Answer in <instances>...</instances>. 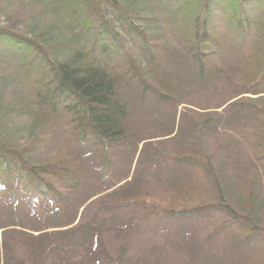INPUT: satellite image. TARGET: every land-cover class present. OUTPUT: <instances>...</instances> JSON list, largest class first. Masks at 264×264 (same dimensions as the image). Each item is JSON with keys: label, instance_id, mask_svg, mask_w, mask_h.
Wrapping results in <instances>:
<instances>
[{"label": "trees", "instance_id": "1", "mask_svg": "<svg viewBox=\"0 0 264 264\" xmlns=\"http://www.w3.org/2000/svg\"><path fill=\"white\" fill-rule=\"evenodd\" d=\"M29 1L0 26V264H264V0Z\"/></svg>", "mask_w": 264, "mask_h": 264}, {"label": "rangeland", "instance_id": "2", "mask_svg": "<svg viewBox=\"0 0 264 264\" xmlns=\"http://www.w3.org/2000/svg\"><path fill=\"white\" fill-rule=\"evenodd\" d=\"M34 7H35V5L32 3V1H29V0H0V26H5L7 28H14V29H16L17 31H20V32H23V31L27 30V29H25V27H28L29 29L30 28H34L35 25H38L37 22H32V24H29L28 26H25V25H23L24 22L22 21V17L28 16L30 14V12L34 9ZM20 21H22L23 24H21ZM184 106H188V108H186ZM184 108H186V109H190L191 108L192 112H194V111L195 112H206V110L200 109V108L195 107V106H193L191 104H189V105L188 104H183V105L179 106L178 114H180V112ZM147 131H148L147 133L149 135H152V134L156 133V129H153L152 126L149 127ZM165 132H166V130H164V128L159 129L158 135H161V136L158 137V138L153 139V141L157 140L155 143H157L158 147L162 145L161 142L164 141V139L166 138V137L162 136V135L166 134ZM144 142L145 141H143L142 143L139 144V150L143 146ZM139 150H138V153H139ZM138 153H137V155L135 157L134 163H133L132 168H131V172H130L131 175H132L133 170H134L133 167L138 161ZM113 168L116 170V164H114ZM153 183H160V182H159V180H151V182H150V187L152 188V193H157V188L155 187V185ZM105 193L106 192L101 193V194H99V196H101V195H103ZM95 198L96 197H94L93 200ZM92 210H94V209H92ZM198 227H201V230L203 228H206L208 230L210 228V222L202 223ZM204 237L206 238L207 235H199L197 240H196V242L199 243V244H203L204 241L207 240V239H204ZM118 239H119V236H114V237L111 238V240H113L115 242ZM223 241L224 242L225 241H234V238L226 237V238L223 239ZM179 243L180 244L184 243V245L186 246L187 244L190 243V241L188 239H185V241H182L179 238ZM217 243H218L219 247L222 248L220 242L217 241ZM209 245L212 246V243H210ZM225 246H228V244L225 245ZM172 259L173 258H171L166 263H168V264L169 263L177 264Z\"/></svg>", "mask_w": 264, "mask_h": 264}]
</instances>
